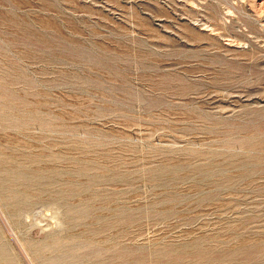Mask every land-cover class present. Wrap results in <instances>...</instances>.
<instances>
[{
	"label": "rangeland",
	"instance_id": "rangeland-1",
	"mask_svg": "<svg viewBox=\"0 0 264 264\" xmlns=\"http://www.w3.org/2000/svg\"><path fill=\"white\" fill-rule=\"evenodd\" d=\"M0 264H264V0H0Z\"/></svg>",
	"mask_w": 264,
	"mask_h": 264
}]
</instances>
